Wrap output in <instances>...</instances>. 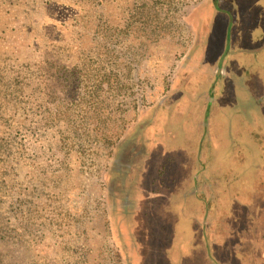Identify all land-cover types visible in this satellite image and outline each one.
<instances>
[{
  "label": "rangeland",
  "instance_id": "1",
  "mask_svg": "<svg viewBox=\"0 0 264 264\" xmlns=\"http://www.w3.org/2000/svg\"><path fill=\"white\" fill-rule=\"evenodd\" d=\"M261 23L264 0H0V264H125L110 185L141 264H264Z\"/></svg>",
  "mask_w": 264,
  "mask_h": 264
},
{
  "label": "trees",
  "instance_id": "2",
  "mask_svg": "<svg viewBox=\"0 0 264 264\" xmlns=\"http://www.w3.org/2000/svg\"><path fill=\"white\" fill-rule=\"evenodd\" d=\"M153 13L154 14H150L151 16H147V17H152V18H158V17H156V16H159V17H162L163 16V14H162V12H161V9L160 8H156V9H153ZM148 20H153V19H148ZM147 20V21H148ZM65 29H66V31H68V27H65ZM121 31H117V30H115V29H113V30H110V31H108L107 33H106V37H107V39L108 40H110L111 39V37L112 36H114L115 34H117V33H120ZM113 44H114V42H113ZM79 61H80V59H78ZM67 61L68 62H70V64H68V65H65V66H62V68L61 69H65V70H63V71H66L67 72V74H66V77H67V79H68V81H70V82H72L73 83V86H74V84L76 83V80L79 78L78 77V75H74V74H72L71 73V71L73 70V69H75L74 67H71L73 64V58L70 56V55H68L67 56ZM80 62H84V61H80ZM75 66V65H74ZM259 67V66H258ZM258 67H256L255 69H258ZM261 69H263V67H261ZM100 74V73H99ZM253 74V73H252ZM99 77H102V81H103V83L105 84H102L101 82H100V84H99V87H98V85L95 87V90H94V92L93 93H98V90H100V87L101 88H103V89H105V91H107V87H108V85H110L111 84V80H110V77H108V75H106L105 74V72L103 73V74H101ZM87 89V88H86ZM67 117L69 118V116L67 115ZM94 120H95V118H94ZM121 133H122V130H120V131H117L115 134H114V138H115V140L118 142V140L122 137H124V135L123 136H121ZM121 136V137H120ZM116 142V143H117ZM114 143H115V141H114ZM113 143V144H114ZM130 145H132V144H130ZM115 146V145H114ZM114 146L112 147V148H114ZM14 147V146H13ZM14 149H16L17 150V152L20 154H22V155H24V147H23V144H22V142H18V144H17V142H16V144H15V147H14ZM117 150H118V148H114V149H110L109 150V152H108V157L109 158H113V163H112V166H111V168H110V171H109V174L111 173V172H117V173H119V175H122V173L121 172H123V170L121 169V167H119V168H117L116 167V163L118 164V162H117V157H116V153H117ZM115 154V155H114ZM135 164L136 163H134V164H132V162H130V161H126V163L125 164H122L121 166H124V172H126V173H128V172H130V171H133L134 169H136L137 167L135 166ZM119 166V165H118ZM12 173L14 174V176L16 177V180L17 181H21V175H22V173H23V168L21 169V168H18L17 170H14V168L12 169ZM109 185V184H108ZM101 206H102V203H103V214H104V216H105V218H106V220H107V225L109 226V231H110V236H112V237H114L115 239H117V240H119V242H120V250L122 251V253H123V256H124V259H125V264H138V263H136L135 261H134V258H133V248H134V245H130V244H128V247H130V252H128V250L127 249H129V248H127V241H123V239H122V233H121V231H120V229H121V225L119 224V222L115 219V218H113V216H112V213H113V211L115 210V204L117 205V203H115L114 201V198L112 197V194H111V185H110V188H109V186H108V194H106V198H105V200H103V198L101 197ZM115 203V204H114ZM116 207H118V205L116 206ZM100 211V210H99ZM107 211H108V213H107ZM205 218H206V213H205ZM127 234V233H126ZM132 238V237H131ZM131 241H134V240H131Z\"/></svg>",
  "mask_w": 264,
  "mask_h": 264
},
{
  "label": "crops",
  "instance_id": "3",
  "mask_svg": "<svg viewBox=\"0 0 264 264\" xmlns=\"http://www.w3.org/2000/svg\"><path fill=\"white\" fill-rule=\"evenodd\" d=\"M261 25H262V23H261ZM262 27L264 28V26L262 25ZM166 196H168V195H166ZM151 198V197H150ZM166 199V198H165ZM195 200H193L192 199V201H190L189 203H188V205H189V207H188V205H186V204H183L182 203V205L184 206V209L186 210V211H188L190 208H192V212L193 213H196V215H197V217L199 218L200 217V219H202V221H205V211L204 210H202V211H200V206H198V205H196L195 204ZM163 208H164V206H163ZM172 242V244H173V240L171 241ZM140 243H141V245H142V247L143 246H145V243L144 242H142V241H140ZM140 243H138L137 241H135V244H134V248H133V253H136L137 255H139V253L136 251L138 248H140L141 247V245H140ZM170 244V241H168V242H162L161 244H159V243H156V242H154V243H150V245H149V251L151 250V246H153V247H155V246H161V245H169ZM136 251V252H135ZM140 252H141V254H140V256H137V257H134V255H133V258H134V261L136 262V263H138V264H141V260H142V251L140 250ZM165 255H175V254H173L172 253V251L170 250V251H168V253L167 254H165ZM189 257V256H188ZM190 258V257H189ZM175 259H176V257L175 256H171L170 258H168V261L167 260H165V262H166V264H173L174 262H175ZM195 259V258H194ZM178 260V259H177ZM181 264H188V263H186V260L185 259H182V258H180L179 260H178Z\"/></svg>",
  "mask_w": 264,
  "mask_h": 264
},
{
  "label": "water",
  "instance_id": "4",
  "mask_svg": "<svg viewBox=\"0 0 264 264\" xmlns=\"http://www.w3.org/2000/svg\"><path fill=\"white\" fill-rule=\"evenodd\" d=\"M213 2L215 3L216 2V0H213ZM229 37V36H228Z\"/></svg>",
  "mask_w": 264,
  "mask_h": 264
}]
</instances>
